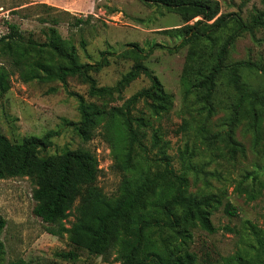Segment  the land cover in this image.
Instances as JSON below:
<instances>
[{
	"label": "rangeland",
	"instance_id": "374dc122",
	"mask_svg": "<svg viewBox=\"0 0 264 264\" xmlns=\"http://www.w3.org/2000/svg\"><path fill=\"white\" fill-rule=\"evenodd\" d=\"M206 1L218 4V16L236 12L244 20L263 7V0ZM40 3L70 11L77 17L90 16L89 22L82 27L69 28L67 21L72 18L61 13L64 20L58 27L62 36L75 45L81 62H96L105 50L116 53L110 56L108 66L93 73L98 86L115 85L140 60L134 55L124 57L120 53L134 44L149 52L151 46L158 43L143 63L173 95L171 109L154 115L143 101L132 109L134 115L144 114L148 119L143 132L152 159L150 169H158L160 163V146L153 145L152 136L158 130L173 167L178 172L188 173L189 192L198 196L215 194L222 199L211 215L216 228L214 233L198 225L190 226L189 237L184 240L181 234L168 227L154 229L151 236L158 246L176 254L195 253L200 264H224L226 258L238 255L249 258L253 264H264V130L260 144L256 145L248 120L239 123L235 138L244 146V151L232 155L224 138L228 129L225 95L217 97L211 115L199 97L185 95L182 77L190 46L176 48L180 38L174 31L188 22L175 12L143 0H0V35L8 31V23H16L26 37L45 41L47 24L41 22V17L58 12L47 11ZM231 31L232 26L220 33L217 47ZM82 40L86 41L85 47L81 45ZM261 57L264 58V28L257 32V38L249 33L240 36L230 49L229 61ZM2 66L11 74L10 89L0 92V135L21 142L30 135L43 136L52 132V145L47 155L81 147L92 150L100 163L98 184L114 198L121 194L125 176H137L148 169L140 155L135 158L134 169L123 170L116 163L111 138L104 134L101 126L96 136L85 142L75 126L67 123L81 119L79 95L104 109L122 106L136 92L151 85L147 75H140L120 94L100 98L91 96L89 84L78 76L68 77L67 84L59 80L25 82L13 65L0 56ZM245 79L264 90L263 74L246 71ZM190 164L196 165L197 173L187 169ZM35 187L29 177L0 179V214L7 220L0 237V264L19 260L28 264H122L115 252L96 255L77 247L69 232L58 236L47 232L46 223L34 212ZM227 202L235 208L232 216L224 210ZM72 221L74 216H70L66 225L71 227ZM69 250L76 251L78 257L67 259L60 255Z\"/></svg>",
	"mask_w": 264,
	"mask_h": 264
},
{
	"label": "trees",
	"instance_id": "16d2710c",
	"mask_svg": "<svg viewBox=\"0 0 264 264\" xmlns=\"http://www.w3.org/2000/svg\"><path fill=\"white\" fill-rule=\"evenodd\" d=\"M143 1L175 12L188 22L174 31L180 38L176 48L190 46L182 77L185 95L199 97L209 115L215 111L217 97L225 95L228 129L224 138L232 155L244 151V146L235 138L236 127L243 120H248L255 144L259 145L264 130V90L252 86L245 79V72L264 75V58L229 61V54L240 36L249 33L257 38V32L264 28V0L263 7L248 20L236 12L218 16V4L206 0ZM39 5L47 11L58 12L55 15L48 12L46 17H41V22L47 24L45 41L26 37L18 24L8 23V31L0 35V56L13 65L25 82L59 80L67 84L68 77L78 76L89 84L90 95L100 98L120 94L140 75H147L151 85L136 92L122 106L104 109L79 95L81 119L67 123L75 126L85 142L92 140L101 126L104 134L110 136L116 163L123 170L134 169L135 158L140 155L148 169L137 176H125L121 194L114 198L98 184L100 163L92 150L81 147L47 155L52 145V132L43 136L30 135L21 142H13L0 135V179L29 177L36 186L33 192L36 201L34 212L46 223V231L57 236L69 232L73 244L92 254L115 252L122 264H200L195 253L165 251L151 236L154 229L168 227L185 240L189 237V227L195 225L214 233L216 228L211 215L214 208L222 203L215 194L198 196L189 192L188 173L178 172L173 167L158 130L152 136L153 145L160 146V163L158 169H150L149 161L152 159L144 141L146 133L143 132L148 119L144 114L134 115L132 109L137 108L141 101L154 115L171 109L173 95L143 63L158 43H154L149 52L134 44L120 53L124 57L134 55L140 60L115 85L98 86L93 73L108 66L110 56L116 53L105 50L98 61L81 62L75 45L64 38L58 28L64 20L61 13L73 19L67 21L69 28L82 27L89 22L90 16L77 17L70 11L46 3ZM196 17L200 18L189 23ZM230 26L232 31L217 47L220 33ZM81 45L85 47L86 41L82 40ZM10 74L4 66L0 67L1 93L10 89ZM186 167L197 173L196 165ZM224 210L230 216L236 213L231 202L225 204ZM70 216H74V221L68 227L66 222ZM6 224L7 220L0 214V237ZM1 249L0 243V253ZM60 255L67 259L78 257L74 250ZM225 261L224 264H253L243 255L228 257ZM12 264L28 263L19 260Z\"/></svg>",
	"mask_w": 264,
	"mask_h": 264
}]
</instances>
